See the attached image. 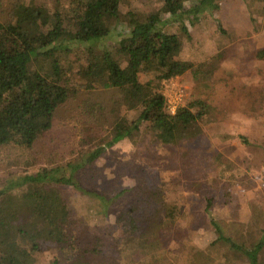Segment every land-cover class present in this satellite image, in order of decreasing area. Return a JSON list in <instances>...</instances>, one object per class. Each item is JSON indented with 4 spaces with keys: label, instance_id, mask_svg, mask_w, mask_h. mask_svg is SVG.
<instances>
[{
    "label": "rangeland",
    "instance_id": "rangeland-1",
    "mask_svg": "<svg viewBox=\"0 0 264 264\" xmlns=\"http://www.w3.org/2000/svg\"><path fill=\"white\" fill-rule=\"evenodd\" d=\"M11 1L0 0V20L8 17ZM21 1L53 7L59 0ZM184 2L191 7L197 0ZM215 2L220 3L218 11L204 12L192 22L186 20L189 35L180 22L167 24L166 29L177 33L182 41L178 58L193 67L180 76L159 81L172 113L196 100L206 103L209 109L201 122V133L165 145L144 127L81 169L78 180L87 193L65 187L73 192L70 201L77 222L70 229V241L36 254L34 264L55 260L59 264H187L190 255L198 264H248L244 258L233 256L226 244L216 241L217 232L204 208L212 201L214 216L225 235L245 246H253L263 236L264 56L259 57V53L264 54V0ZM161 5L160 0H122L113 33L126 30L129 12L145 17ZM116 44L109 42L112 48ZM83 54V48L75 47L63 61L76 94L56 111L51 129L30 149H0V187L11 177L78 162L110 138L113 108L122 94L85 90V81L76 74ZM140 78L158 82L153 74H140ZM85 102L105 104V115L99 117L103 127H97L83 113V107H78ZM138 113L119 106V114H128L131 119ZM95 134L102 140L93 138ZM76 196L80 202H75ZM149 196L152 198L147 201ZM162 198L165 209H179V218L164 230L158 227L161 222L152 219L150 230L131 238L153 240V246L123 245L125 237L118 220L123 219L124 224L128 217H145L163 207ZM176 224L185 236L181 240L175 236ZM93 247L102 248L99 255L88 250Z\"/></svg>",
    "mask_w": 264,
    "mask_h": 264
},
{
    "label": "trees",
    "instance_id": "trees-1",
    "mask_svg": "<svg viewBox=\"0 0 264 264\" xmlns=\"http://www.w3.org/2000/svg\"><path fill=\"white\" fill-rule=\"evenodd\" d=\"M160 1V9L145 17L129 12L126 30L116 34L112 25L120 19L122 0H59L53 7L26 5L21 0L9 3L8 17L0 20V149H30L51 129L56 111L76 94L74 81L63 64L75 47L84 49L76 74L85 81V90H111L122 96L113 108L111 134L104 144L78 162L43 167L36 173L4 181L0 187V264H34L36 254L70 241V229L77 222L70 201L73 192L65 187L82 195L87 193L79 184L78 172L108 148L140 133L144 127L165 145L201 133V122L209 109L206 103L196 100L172 113L160 89L162 80L180 76L193 67L191 62L178 58L182 41L166 27L170 22H180L189 35L186 20L192 22L204 12L218 11L220 3L197 0L186 7L184 0ZM219 29H223L220 22ZM111 40L117 43L114 48L109 46ZM262 53L259 57L264 56ZM140 74H153L158 82L142 81ZM119 104L127 111H139L136 119L119 114ZM78 107H83V113L97 127H103L99 120L106 112L103 102H85ZM79 198L76 196L74 201L80 202ZM162 201L163 207L145 217H128L124 224L123 219L118 220L124 232L123 245L153 246V240H131L133 235L150 230L152 219L161 222L158 227L162 230L173 225L179 218V209H165L163 198ZM212 207V201H208L204 213L217 232L216 241L226 244L233 256L244 258L248 264H264V233L253 246H245L225 235ZM175 226V236L181 240L185 236L179 224ZM101 249L88 250L99 255ZM193 259L190 255L185 262L198 264L197 258Z\"/></svg>",
    "mask_w": 264,
    "mask_h": 264
}]
</instances>
